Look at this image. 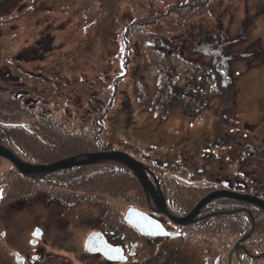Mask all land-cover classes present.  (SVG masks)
<instances>
[{"label": "rangeland", "instance_id": "rangeland-1", "mask_svg": "<svg viewBox=\"0 0 264 264\" xmlns=\"http://www.w3.org/2000/svg\"><path fill=\"white\" fill-rule=\"evenodd\" d=\"M259 102L264 0H0V142L25 161L102 146L169 159L165 147L196 140L209 144L198 160L214 161L215 177L241 167L262 188L264 160L242 165L262 158L237 157L236 142L264 137ZM225 134L223 147L207 141ZM133 205L146 207L125 169L76 165L31 177L0 156V264H115L84 249L93 230L126 250L139 242L124 264H210L220 250L227 230L206 223L145 240L123 220ZM255 261L247 264H264Z\"/></svg>", "mask_w": 264, "mask_h": 264}, {"label": "flooded vegetation", "instance_id": "flooded-vegetation-1", "mask_svg": "<svg viewBox=\"0 0 264 264\" xmlns=\"http://www.w3.org/2000/svg\"><path fill=\"white\" fill-rule=\"evenodd\" d=\"M226 86V83L224 85L222 82V87ZM258 104L264 106L263 102H259ZM246 124H248L250 128L253 127L252 130L257 128L254 123ZM261 129H264V126H261ZM225 135L229 137L228 134ZM243 135L245 136V134ZM255 138L257 139L256 142L259 141L257 145H254L252 141H241L240 139V141H236L237 143L242 142L241 144L243 145L240 150V155L237 157L245 158V156L248 155L249 158L260 157L262 160L257 159V161H253L245 159L239 161L242 165L244 163L252 164L253 162L261 163L264 160V137L256 136L255 134ZM185 139L187 140V138ZM207 141L214 147H223L225 144L229 143L230 137L225 139V137L217 136ZM208 146L209 144L204 143L203 146L198 148L196 140L191 141V143H185L182 147H177L173 143L171 146L165 147L167 148L165 151L166 154L170 152L174 154L169 159H160L154 154H150L146 151H140L136 154L125 151L129 156L143 164L146 179L150 182L148 190H151L153 194H156L155 187L160 190L166 207L165 212H158L155 210L158 209L157 203L154 202L151 193L149 194L148 192L146 195L133 172L123 166L107 163V165L120 167L129 172L142 191L146 207L139 208L133 205L126 207V210L130 208L138 210L158 221L161 226L162 234H154L152 232L142 233L134 226L128 223L126 224L132 227L140 236L145 237L144 239L147 241L151 238L176 239L185 236L191 229L195 230V226L202 223L218 226L217 228H222L227 230V232L222 235L223 238L221 237V239H218L219 243H217L216 246L220 250H213L212 254L214 258L211 261L209 260L210 264H225L222 261L223 249L229 244L230 247L225 257L226 264H247L250 260L252 262L255 260H263L264 254L262 255V253L264 250L258 251L254 249V247L257 246L256 243L260 241L259 232L264 231V210L256 204L257 201L264 203V187L260 188V185H258V183L263 182L253 180V178L248 176L241 167H237L235 170L237 175L229 174L215 177L213 172L209 171L213 168L214 161H207L204 165L202 161L198 160V151L200 148ZM181 148H183V150H181L179 154ZM110 149L113 148H103L102 146L97 151ZM247 149L248 151H246ZM182 152H187L188 156L184 158L181 155ZM203 154L204 156H208L207 152ZM173 165H175V167H172ZM156 168L162 169L158 171ZM222 170H218L217 173H220ZM259 189L263 190L261 191ZM239 197H250L254 201ZM198 204L199 206L195 208ZM191 211L192 213L187 222L176 223L168 216L169 214L171 216L177 215L180 217L189 214ZM218 216H225L227 220H222V225H219V221L217 220ZM230 222L233 223L232 233L227 229ZM192 230L187 236L191 234ZM91 232L100 233L102 236L101 240L113 247L120 248L123 256L122 260L106 259L99 252H93L105 259L108 263L124 264L125 262H129L128 257H133L135 255L134 247H136L139 242L130 243L128 250H126L121 244L112 243L102 231L93 230L89 233ZM235 235L237 236L235 237ZM256 236H258V238H256ZM127 252H129L130 255L127 254Z\"/></svg>", "mask_w": 264, "mask_h": 264}, {"label": "water", "instance_id": "water-1", "mask_svg": "<svg viewBox=\"0 0 264 264\" xmlns=\"http://www.w3.org/2000/svg\"><path fill=\"white\" fill-rule=\"evenodd\" d=\"M0 156L7 159L13 167L22 175L25 176H42L47 173H50L55 170L63 169L70 166L76 165H95V164H117L123 166L134 173L136 176L140 186L146 193V195L151 193V196L155 203H157V208L155 209L158 212H165L166 207L163 202V198L160 190L155 187L156 194H153L149 189V183L146 179L144 173V166L139 161L135 160L133 157L129 156L127 153L119 150H105V151H91V152H83L77 153L74 155H70L67 157H63L57 160H54L49 163H31L25 161L21 157L17 155L12 149H10L5 144L0 142ZM148 190V191H147ZM244 198L245 200H252L250 197H239ZM204 201V200H203ZM256 201V200H255ZM264 210V203L257 201V203ZM199 206L196 205L195 208ZM194 208V209H195ZM193 209V210H194ZM192 210V211H193ZM192 211L184 216L177 215H169L170 218L173 219L176 223L187 222ZM123 220L134 226L139 232L142 233H154V234H162L161 226L158 221L154 220L150 216L134 209H127L123 214ZM34 237L40 236L39 229H34L32 233ZM102 236L98 232H91L86 236L84 240L83 246L88 252H99L103 257L110 260H122L123 256L121 254V250L118 247H113L110 244L101 240ZM264 252L262 253V255ZM15 257V261L22 262V258H19L20 255L13 252ZM19 258V259H18Z\"/></svg>", "mask_w": 264, "mask_h": 264}, {"label": "clouds", "instance_id": "clouds-1", "mask_svg": "<svg viewBox=\"0 0 264 264\" xmlns=\"http://www.w3.org/2000/svg\"><path fill=\"white\" fill-rule=\"evenodd\" d=\"M228 63V62H227ZM114 150V149H113ZM99 165H107V164H99Z\"/></svg>", "mask_w": 264, "mask_h": 264}, {"label": "trees", "instance_id": "trees-1", "mask_svg": "<svg viewBox=\"0 0 264 264\" xmlns=\"http://www.w3.org/2000/svg\"><path fill=\"white\" fill-rule=\"evenodd\" d=\"M111 166V165H110ZM112 167H114V166H112ZM115 168V167H114ZM117 168H120V167H117Z\"/></svg>", "mask_w": 264, "mask_h": 264}, {"label": "bare ground", "instance_id": "bare-ground-1", "mask_svg": "<svg viewBox=\"0 0 264 264\" xmlns=\"http://www.w3.org/2000/svg\"><path fill=\"white\" fill-rule=\"evenodd\" d=\"M29 64V63H28ZM169 129V128H168Z\"/></svg>", "mask_w": 264, "mask_h": 264}]
</instances>
